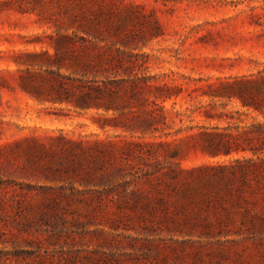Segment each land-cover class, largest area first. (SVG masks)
<instances>
[{
	"label": "rangeland",
	"instance_id": "obj_1",
	"mask_svg": "<svg viewBox=\"0 0 264 264\" xmlns=\"http://www.w3.org/2000/svg\"><path fill=\"white\" fill-rule=\"evenodd\" d=\"M251 103L264 0H0V264H264Z\"/></svg>",
	"mask_w": 264,
	"mask_h": 264
},
{
	"label": "trees",
	"instance_id": "obj_2",
	"mask_svg": "<svg viewBox=\"0 0 264 264\" xmlns=\"http://www.w3.org/2000/svg\"><path fill=\"white\" fill-rule=\"evenodd\" d=\"M90 89H93V91L94 92H96V93H98V94H101V93H103L104 92V88L103 87H101V86H99V85H95V86H92V87H90ZM163 96V98L165 99V98H167V97H169L170 95H162ZM244 104H250V103H244ZM251 104H253L252 106H254V108L255 109H257V110H259L260 112H264L262 109H261V107H258V105H256V103H251ZM161 108V107H160ZM162 109V108H161ZM149 115H151L152 116V118H154L155 116L153 115V110H150L149 111ZM160 116H162V113H160ZM150 120H151V118H149ZM263 124H260V123H258V124H252V130L253 129H258V130H260V131H263ZM222 141H223V139H224V137L222 136ZM225 142H223V144H222V146H224V148L225 147H227V146H229L228 145V143H229V139L227 138V139H225L224 140ZM164 143H166V144H170L171 142H164ZM262 143H264V140H263V142ZM261 152H264V149H262L261 148ZM248 162L249 161H251V160H247ZM252 166H253V168H255V169H259V170H262V172H264V162L263 163H256V162H253L252 163Z\"/></svg>",
	"mask_w": 264,
	"mask_h": 264
}]
</instances>
